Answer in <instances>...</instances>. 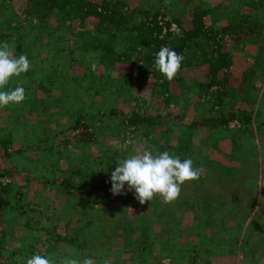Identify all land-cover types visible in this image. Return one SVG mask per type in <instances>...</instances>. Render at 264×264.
Here are the masks:
<instances>
[{
	"label": "rangeland",
	"instance_id": "rangeland-1",
	"mask_svg": "<svg viewBox=\"0 0 264 264\" xmlns=\"http://www.w3.org/2000/svg\"><path fill=\"white\" fill-rule=\"evenodd\" d=\"M136 1L145 7L168 6L170 13L231 2L253 11L249 5L255 4L256 16H264V0ZM5 6L0 27L13 10L25 7L22 0H6ZM27 28L20 42L5 38L31 61L30 70L7 86L22 85L26 100L0 109V170L6 198L23 207L8 205L1 212L0 229L17 237H7L6 251L20 247V264L35 254L90 257L97 262L107 258L110 264H264V79L252 74L261 72L252 60L264 56L263 43L246 37L234 47L236 72L254 86L247 94L256 100L248 129H194L189 122L201 110L188 104L175 109L153 140L188 138L187 155L201 169V177L185 183L172 204L157 196L141 205L133 192L114 196L110 189L99 188L88 193L100 178L87 164L119 143L111 135L118 118L108 113L125 107L147 70L138 66L116 72L93 60L101 54V35L95 36L91 25L81 27L73 21L61 25L58 34L40 38ZM121 48L118 41L117 50ZM81 57L89 59L93 76H82L85 65L75 62ZM178 85L185 94L189 84ZM75 114L91 123L101 141L79 144L70 138L68 127ZM136 149L151 148L140 144ZM83 150L89 161L82 164L81 174H72L71 161ZM41 225H47V233ZM32 236H37L32 240L37 252H29L26 244Z\"/></svg>",
	"mask_w": 264,
	"mask_h": 264
},
{
	"label": "trees",
	"instance_id": "trees-1",
	"mask_svg": "<svg viewBox=\"0 0 264 264\" xmlns=\"http://www.w3.org/2000/svg\"><path fill=\"white\" fill-rule=\"evenodd\" d=\"M0 1L2 11L6 8V0ZM167 2L164 0V3ZM22 3L24 9L21 12L13 10L10 20L0 27L1 42L6 37L20 42L23 39L22 30L27 27L29 34L37 31L34 33L36 38L44 34H58L61 25L74 21L81 27L91 25L96 32L94 35H101L97 40L101 54H95L93 60L116 72H126L138 66L147 70L146 79L133 87L131 99L125 107L113 108L108 113L118 118L111 135L119 143L102 151L100 156L90 158L92 161L87 160L86 150L71 161L72 174H81L82 164L86 165L89 161L87 167L99 176L94 187L89 186L92 189L88 193L99 188L110 189V176L116 163L133 154L140 144L149 145L155 151H167L181 160L191 158L190 154L187 155L191 144L188 138L177 137L176 142H169L170 137L163 141L153 140L164 128L168 117L175 114L174 110L184 104L201 110V115L189 122L194 129H248L256 100L247 94L254 86L236 72L237 51L234 47L236 42L246 37L264 45V39L260 42L258 39L263 32V24L255 18V4L249 5L253 11L231 2L222 6L217 3L216 10L212 7L178 8L170 13L168 6L145 7L136 0H22ZM118 41L122 42L120 51L117 50ZM162 47H168L184 57L181 71L173 81L166 80L154 68L155 54ZM14 51L21 54L22 50L17 46ZM257 57L252 62L257 69L261 68V72L259 69L252 74L255 79L263 80L264 56L260 58V54ZM75 62L85 65L80 68L82 76L95 74L89 59L81 57ZM189 69L194 70L192 75H189ZM183 82L189 84L184 89L185 94L178 85ZM189 98L190 101H187ZM68 128L70 138L76 143L101 141L95 128L81 115L75 114ZM4 180V173L0 170V215L8 205L23 208L18 200L13 205L9 204ZM67 180L69 182L70 177ZM46 227L44 225L40 230L47 233ZM7 237L17 238L15 234L6 236L1 230L0 264H20L23 259L19 252L21 248L6 251L4 243ZM33 238L37 239V236H32L26 243L29 252H37L34 248L37 242L32 241Z\"/></svg>",
	"mask_w": 264,
	"mask_h": 264
},
{
	"label": "clouds",
	"instance_id": "clouds-1",
	"mask_svg": "<svg viewBox=\"0 0 264 264\" xmlns=\"http://www.w3.org/2000/svg\"><path fill=\"white\" fill-rule=\"evenodd\" d=\"M14 48L7 41L0 42V109L19 105L27 98L22 85L7 88L13 78L21 77L31 68L28 56L16 55ZM183 60L182 54L162 47L155 54L154 68L166 80L173 81L181 71ZM116 165L110 176L111 193L117 196L133 192L134 198L141 205L151 202L157 196L164 204H172L179 199L185 183L201 177V169L194 166L191 158L181 160L167 151L136 149L133 154L118 160ZM25 264H110V260L105 258L97 262L90 257L80 259L75 256L54 259L51 256L35 254Z\"/></svg>",
	"mask_w": 264,
	"mask_h": 264
},
{
	"label": "crops",
	"instance_id": "crops-1",
	"mask_svg": "<svg viewBox=\"0 0 264 264\" xmlns=\"http://www.w3.org/2000/svg\"><path fill=\"white\" fill-rule=\"evenodd\" d=\"M255 18H256V20H258L259 22H261L263 24V27H262L263 32L258 39H264V16L263 17L255 16ZM248 38H250V37H248Z\"/></svg>",
	"mask_w": 264,
	"mask_h": 264
}]
</instances>
